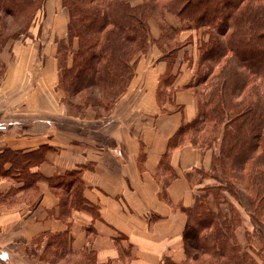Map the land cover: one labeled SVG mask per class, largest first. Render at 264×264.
Instances as JSON below:
<instances>
[{
	"label": "crops",
	"instance_id": "obj_1",
	"mask_svg": "<svg viewBox=\"0 0 264 264\" xmlns=\"http://www.w3.org/2000/svg\"><path fill=\"white\" fill-rule=\"evenodd\" d=\"M34 20L0 52V264H182L183 208L212 156L188 142L169 145L197 112L188 87L195 31L166 12L161 21L179 28L182 45L162 57L160 20L149 19L146 50L134 55L124 92L102 111L68 106L57 86L58 50L76 45L61 0H44ZM66 172L78 177L83 205L73 202V186H51Z\"/></svg>",
	"mask_w": 264,
	"mask_h": 264
},
{
	"label": "trees",
	"instance_id": "obj_2",
	"mask_svg": "<svg viewBox=\"0 0 264 264\" xmlns=\"http://www.w3.org/2000/svg\"><path fill=\"white\" fill-rule=\"evenodd\" d=\"M43 2L0 0V48L7 38L29 28ZM61 3L68 11L67 34L76 45L58 50L57 86L65 103L77 109L108 111L124 92L133 75L132 58L146 50L149 19L160 20L157 41L167 47L162 56L166 58L182 45L176 39L179 28L199 31L196 67L188 84L197 97V112L178 128L169 145L188 142L212 150L209 169L198 170L200 179L212 182L200 180L192 205L183 208L182 264L264 262V0ZM166 12L178 19L179 28L161 21ZM200 85H205L201 98ZM50 184L65 191L73 186V202L83 205L74 173L52 177ZM230 198L251 226V232L245 230L244 244L236 236L243 218ZM59 200L65 201L64 194Z\"/></svg>",
	"mask_w": 264,
	"mask_h": 264
},
{
	"label": "rangeland",
	"instance_id": "obj_3",
	"mask_svg": "<svg viewBox=\"0 0 264 264\" xmlns=\"http://www.w3.org/2000/svg\"><path fill=\"white\" fill-rule=\"evenodd\" d=\"M134 1H136V0H134ZM133 1V2H134ZM41 13H42V7L41 8H39V9H37L36 10V12H35V20H34V22H36V20L37 19H39L40 17H41ZM28 30V29H27ZM27 30L24 32V33H21V34H19V35H17L16 37H13V38H7L5 41H4V43H3V45L1 46V48H0V52L2 51V49L5 47V46H10L11 44H14V43H16V42H18L19 40H21L22 38H23V36H25L26 34H27ZM195 31V33H194V35H192L193 36V39H194V41H195V44L197 45V41H198V39H199V31H196V30H194ZM60 57H62L63 58V56H60ZM0 62H1V59H0ZM198 92H200V94H199V97L201 98L203 95H204V93H205V85H200V86H198ZM199 179V181L201 180V184H206V183H211L212 181L211 180H209V179H205V180H203V179H200V176L198 177V176H196V179ZM198 188V187H197ZM231 202H232V204L236 207V209L238 210V212L240 213V215L242 216V218H243V225L240 227V228H238L237 229V231H236V236H237V239L242 243V244H244L245 243V230H248V232H251V226H250V224H249V222H248V219H247V216H246V214L242 211V209L241 208H239L238 207V205L234 202V200L233 199H229ZM212 205H213V203H212ZM214 206V205H213ZM222 208L223 209H226V206L225 205H222ZM255 243V242H254ZM38 249H39V246L38 245H34L33 246V250H32V252L34 253V255H36V254H38ZM263 254H264V251H263ZM42 258H44V259H50L51 258V255L48 253V252H45L44 253V255H43V257ZM46 261V260H45ZM259 263L260 264H264V262L263 261H259ZM39 264H43V262H41V263H39Z\"/></svg>",
	"mask_w": 264,
	"mask_h": 264
}]
</instances>
